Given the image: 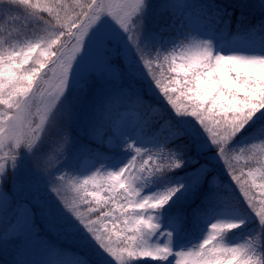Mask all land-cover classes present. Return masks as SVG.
<instances>
[{
    "label": "snow or ice",
    "instance_id": "6c2138e0",
    "mask_svg": "<svg viewBox=\"0 0 264 264\" xmlns=\"http://www.w3.org/2000/svg\"><path fill=\"white\" fill-rule=\"evenodd\" d=\"M153 7L0 0V247L39 256L12 264H264V20Z\"/></svg>",
    "mask_w": 264,
    "mask_h": 264
},
{
    "label": "trees",
    "instance_id": "16d2710c",
    "mask_svg": "<svg viewBox=\"0 0 264 264\" xmlns=\"http://www.w3.org/2000/svg\"><path fill=\"white\" fill-rule=\"evenodd\" d=\"M151 4L153 3V0H150ZM201 2H208V0H201ZM214 2L221 7H224L227 9V11L232 16V25H231V31L236 32L238 30V26L236 21L243 17V23L247 26L252 25H258L262 20H264V10H262L259 6V0H214ZM162 3V0H157L154 3V7L152 9V15L150 17L152 24L157 28H168L173 21L170 19L167 13L162 12L159 8V5ZM170 33L166 32L165 35H169ZM144 90H147V87H145V83L143 82L141 85ZM154 101L157 103L163 105L166 107V102L161 100L159 96L153 95L151 97ZM79 140H85L83 133L80 132L79 136L77 137ZM60 141V135L59 133H53L51 136V142L55 145ZM181 141H176V143H180ZM169 147H172V145H169ZM193 154V153H190ZM10 171V170H9ZM217 174H221L220 170L218 169ZM222 178L227 180L228 182L232 183V187L234 188L232 192L236 195L239 194V190L237 186L235 185V182L231 180L230 176H223L221 174ZM70 195V194H69ZM246 234V231H244ZM234 234H230V238L238 239L240 235H237L235 237H232Z\"/></svg>",
    "mask_w": 264,
    "mask_h": 264
},
{
    "label": "rangeland",
    "instance_id": "374dc122",
    "mask_svg": "<svg viewBox=\"0 0 264 264\" xmlns=\"http://www.w3.org/2000/svg\"><path fill=\"white\" fill-rule=\"evenodd\" d=\"M156 1L157 0H153V3H152L153 6H154V3ZM151 15H152V11H151L150 17H151ZM144 83H145V87H147V82L145 81ZM240 146H242V145H240ZM240 146H237V147H240ZM218 169L220 170L221 174L224 177L228 176L226 166H224L223 161H220L219 163L216 164V171ZM221 174H217V185H216L217 190L220 192H223L224 190L229 188V186H230L231 190H233L234 188L232 187V183L228 182L227 180L222 178ZM250 227H251V224H250ZM250 230L251 229H249V230L245 229L244 231L247 232ZM245 238H247L246 234H245ZM50 239L54 244H64L65 246H68V247H74L71 244V242H65L62 240H58L54 234L50 237ZM237 240L241 243L243 242V239H241L240 237ZM23 258H26L30 261H34V260H38L39 256L34 252L33 253L30 252V253L22 255L21 253L16 251V249L13 245H8L7 247H0V264H12L14 259H23Z\"/></svg>",
    "mask_w": 264,
    "mask_h": 264
}]
</instances>
